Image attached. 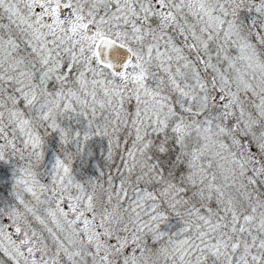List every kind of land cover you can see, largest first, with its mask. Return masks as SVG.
<instances>
[{
  "label": "snow or ice",
  "instance_id": "1",
  "mask_svg": "<svg viewBox=\"0 0 264 264\" xmlns=\"http://www.w3.org/2000/svg\"><path fill=\"white\" fill-rule=\"evenodd\" d=\"M0 264H264V0H0Z\"/></svg>",
  "mask_w": 264,
  "mask_h": 264
}]
</instances>
